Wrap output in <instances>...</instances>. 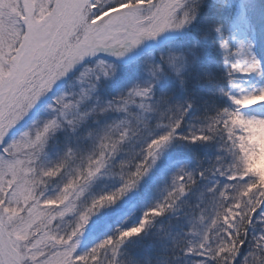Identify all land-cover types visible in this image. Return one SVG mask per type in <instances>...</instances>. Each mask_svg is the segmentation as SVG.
Returning a JSON list of instances; mask_svg holds the SVG:
<instances>
[{
    "label": "snow or ice",
    "instance_id": "1",
    "mask_svg": "<svg viewBox=\"0 0 264 264\" xmlns=\"http://www.w3.org/2000/svg\"><path fill=\"white\" fill-rule=\"evenodd\" d=\"M206 3L196 37L178 40L146 62L150 79L110 98L93 95L98 82L115 77L119 58L165 31L186 35ZM241 30L264 44V0H0V264H129L123 245L213 173L230 182L208 189L210 198L192 217L194 235L177 247L205 258L195 264H209L208 258L234 264L249 226L264 220V181L234 151L237 121L264 123L244 111L264 105V86L246 88L238 74L264 78V62L251 39H236ZM76 80L87 86L65 87ZM217 93L231 103L217 106ZM246 100L253 102L241 103ZM201 108L203 115L194 117L200 126L185 132L186 117ZM37 109L31 125L11 135ZM109 111L124 116L81 133ZM153 116L155 125L149 123ZM60 132L62 155L48 161ZM89 137L91 145L84 143ZM217 137L227 154L199 175L181 169L164 200L145 208L138 224L117 226L79 250L91 218L103 226L102 212L138 189L165 148L177 139L194 144ZM136 141H143L139 151L120 160L121 184L92 193L124 144ZM252 239L255 250L243 264H264V232Z\"/></svg>",
    "mask_w": 264,
    "mask_h": 264
},
{
    "label": "trees",
    "instance_id": "2",
    "mask_svg": "<svg viewBox=\"0 0 264 264\" xmlns=\"http://www.w3.org/2000/svg\"><path fill=\"white\" fill-rule=\"evenodd\" d=\"M207 14L208 10L205 14L203 11L201 19H205ZM203 23L204 22L200 21L191 26L190 32L192 36L190 39L197 36L198 32L203 27ZM181 39L185 40L184 38ZM220 59L222 62V57H220ZM95 93L96 92L93 94ZM213 101L221 108L231 103L228 97L222 96L219 93L216 94ZM202 115L203 108L199 111L190 113V115L186 117L184 131L187 132L190 128L196 130V128L200 126L201 121L194 117ZM88 123L91 128L92 126L95 127L98 122L92 119ZM149 123L155 125L156 119L154 116L149 120ZM101 125H103V123H101ZM84 136H87V134H84ZM142 143L143 141L125 143L124 150L116 157L115 167L112 169V172L109 173L105 171L104 174H106L111 187L114 189L122 182V178L116 174L119 172L120 160L129 158L132 153L138 152ZM222 143L219 137L210 142H196L194 144L189 141L180 142L179 139H177L171 146L165 148L156 162L157 167L155 166L156 170L152 175L145 176L138 189L128 195V200L124 198L120 200L123 201L122 205L125 206L124 212L110 222L107 235H111L113 229L117 228V226L128 228L134 224H138L145 208L151 207L164 200L172 187L174 176L180 172L181 169L193 171L199 175V171L202 170V168L207 167L215 160L218 154H214V151L217 149L226 151V149L221 147ZM228 144L231 145L232 141L229 140ZM239 147V140L236 139L234 151H241ZM227 182H230L227 177H222L214 173L209 174L206 178H201V180L198 179L197 183L191 187V190L185 192L180 197L177 201V207L174 210L168 211L162 216H157L144 232L139 236L132 237L123 245L124 259L129 261V264H195L196 260L205 259L195 254L182 253L177 247V241L186 236L190 237L194 235L191 232L192 217L195 215L198 218L200 208L204 207L208 198H210L211 193L208 192V189L217 183L223 185ZM102 191L110 190L109 188H104ZM260 221L261 220H259V222ZM259 222L255 224V226L258 225ZM107 235L93 238L90 242H83L82 246L80 243L79 250L84 251L91 248L96 242ZM248 237L246 245L254 246V242L250 243L253 236L249 235ZM248 254L249 252L247 251L245 257L250 260L251 257ZM208 259L209 264H215V261H212L210 258ZM242 260L243 259H241L239 263H241Z\"/></svg>",
    "mask_w": 264,
    "mask_h": 264
},
{
    "label": "rangeland",
    "instance_id": "3",
    "mask_svg": "<svg viewBox=\"0 0 264 264\" xmlns=\"http://www.w3.org/2000/svg\"><path fill=\"white\" fill-rule=\"evenodd\" d=\"M206 5L207 3L204 6H202L200 10V14L197 17V20L193 22V24L200 21L204 22V19H201V14H202V10ZM207 10L208 9H206V11ZM191 26L185 29L186 35L183 33L176 32L174 30H168L163 32V36L160 39L154 37L145 40L143 42L145 46H143L142 49L138 53H136L138 57L133 60H130L128 64L123 66L122 64L118 63V70L115 77H112L110 79L104 78L101 82H98L97 90L95 91L96 93L93 95H99L105 98H110L111 95H115L121 90L131 87L132 84L135 82L139 81L143 83L144 81L150 79V74L146 71V67H147L146 62L151 58L158 59L160 53L162 51H167L168 48L170 47H173L175 43L178 41V39L184 38L185 41L191 40L190 39V37L192 36L190 32ZM235 36L238 41L248 42L251 39L254 45L252 49L253 53L258 59L264 62V44L260 43L258 39H253L252 37L247 35V33L243 30L236 32ZM238 75L243 78V84L244 87L246 88L258 89L259 87L264 86V78H261L256 74H238ZM119 79H121L122 82L120 81L117 84ZM85 85H87L86 82H81L79 80H76L74 84L66 85L65 87H73L78 89L81 87H86ZM229 88H231V85H229ZM251 102L253 101L246 100V101H242L241 103L247 104ZM47 103L44 105L45 107ZM36 111L37 110H34L32 112L31 114L32 116L30 117L29 122H27L24 127L17 130V132L15 131L12 132L11 135L15 136L19 132L29 127L31 125L32 119L37 114ZM244 111L250 115L264 117V105H262L259 102L255 105L245 108ZM123 116L124 113H117L113 111H109L107 113H101L100 119L95 127L101 125V123L105 124L113 120L121 119L123 118ZM91 128H94V126H92ZM91 128H90V124L87 122L81 128L80 131L83 134H87V132ZM57 137L58 139L56 143L59 145V147L58 148L50 147L49 154L47 157L48 161L54 162L59 159L60 155H62L63 141H64L63 132L57 133ZM236 139H238L240 143L239 148L241 150V156L245 157L246 159L247 171L249 173L258 176L261 181H264V123H255V122L243 121V120L237 121ZM84 143L87 145H91L92 139L89 137L84 141ZM225 153L226 151H221L220 149L214 151V154H218V155H225ZM104 188H109V190L114 189L113 187H111L106 174L100 175L98 177L97 181L93 185L92 193H99ZM53 189H54V185H51L49 187L50 194L52 193ZM124 199L128 200V195L124 197ZM122 202L123 201H119L115 205L109 207L106 211L102 212V216L104 219L103 226L97 223L95 216L91 218L90 224L87 226V229L84 232L83 237L81 239V246L83 242H87V241L90 242L96 236L101 237L102 235H107L109 231L108 223L113 221L118 215L124 212L125 206L122 205ZM256 226L255 225L249 226L248 236L249 234H251L252 236H256L259 235L261 232H264V220H261L259 224ZM115 229L116 228H114L113 231ZM247 240L248 238L245 240V243L241 246L240 253L237 255L235 260L237 261L243 259L240 264H242L243 261L245 260L244 258H246L245 254L247 253V251L250 252L251 250H254V246L246 245ZM253 242L254 240L252 239L250 243Z\"/></svg>",
    "mask_w": 264,
    "mask_h": 264
},
{
    "label": "bare ground",
    "instance_id": "4",
    "mask_svg": "<svg viewBox=\"0 0 264 264\" xmlns=\"http://www.w3.org/2000/svg\"><path fill=\"white\" fill-rule=\"evenodd\" d=\"M162 36H163V33L159 34V35L157 36V39H160ZM143 46H145V45L142 43L139 47H137V48L133 49L132 51H130L129 53H127V54H126V57H130V56H132V55L138 53V52L142 49ZM18 125H19V124H18ZM18 125H17L16 127H18ZM16 127H15V128H16ZM15 128H14V129H15ZM14 129H13V130H14Z\"/></svg>",
    "mask_w": 264,
    "mask_h": 264
},
{
    "label": "water",
    "instance_id": "5",
    "mask_svg": "<svg viewBox=\"0 0 264 264\" xmlns=\"http://www.w3.org/2000/svg\"><path fill=\"white\" fill-rule=\"evenodd\" d=\"M118 62H121L120 60H118Z\"/></svg>",
    "mask_w": 264,
    "mask_h": 264
}]
</instances>
